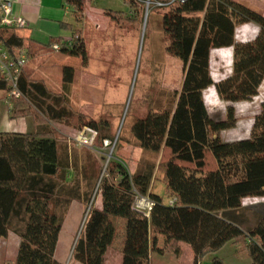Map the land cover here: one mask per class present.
Masks as SVG:
<instances>
[{"label":"trees","instance_id":"16d2710c","mask_svg":"<svg viewBox=\"0 0 264 264\" xmlns=\"http://www.w3.org/2000/svg\"><path fill=\"white\" fill-rule=\"evenodd\" d=\"M125 1L132 16L113 11L106 15L119 27L138 26L140 5ZM66 4L75 7L76 20L82 22L87 0ZM158 11L163 12L167 52L183 63L184 78L181 89L164 91L146 117L122 127L116 146L142 150L134 172L115 152L102 177L100 168L89 174L76 152H61L58 133L50 124H66L75 117L70 99L74 67H63L61 94L23 70L22 97L10 118L38 117V129L0 133V240L14 234L54 259L71 207L76 202L88 205L98 187L101 207L93 202L90 208L73 251L77 264H105L117 231L115 219L127 222L123 264H150L151 240L159 234L169 236L166 247L154 249L159 255L181 254L179 245L184 243L193 251L194 264H205L209 257V264H225L217 254L236 243L243 245L252 264H264V203L244 205L246 199L264 198V102L248 138L226 142L221 137L238 125L235 105L256 98L264 83V15L234 0H188ZM247 23L257 25L259 32L251 41L238 42L237 30ZM63 26L74 31L71 45L51 38L46 45L27 47L18 29L2 25L0 15V43L12 54L25 49L33 56L37 49L60 44L61 53L87 64L83 32ZM224 48L232 49V71L215 81L212 52ZM211 87L227 104L225 115L218 118L205 101L204 92ZM8 91L0 75V92L8 96ZM89 127L101 144L115 143L110 122H91ZM157 173L167 187L168 201L153 192ZM138 196L154 203L149 213L136 209Z\"/></svg>","mask_w":264,"mask_h":264},{"label":"rangeland","instance_id":"374dc122","mask_svg":"<svg viewBox=\"0 0 264 264\" xmlns=\"http://www.w3.org/2000/svg\"><path fill=\"white\" fill-rule=\"evenodd\" d=\"M87 2L82 22L76 20L75 7L64 2V15L60 21L56 26L46 27L53 38L62 40L74 34V31L63 25H72L75 30H81L89 57L88 63L85 64L83 58L67 56L53 48H45L38 50L41 53L37 57L40 58L31 64L32 76L35 81L44 82L52 92L61 94L63 67L71 66L76 70L70 95L75 117L66 124L56 122L50 124L58 133L63 154L69 152L74 155L76 152L80 164L82 162L87 167L89 174L100 168L102 177L107 170L111 153L113 155L115 152L118 158L126 162L130 171L134 172L142 158V150L125 144L116 146L121 129L125 122L129 126L134 119L146 117L154 103L162 99L164 91L181 89L184 78L183 63L167 52L168 39L161 27L162 11L153 10L147 16L145 9L140 6L142 18L139 25L119 27L106 12H122L132 16L125 0ZM43 30L45 33L46 28ZM62 31L65 33L60 36ZM255 32L256 36L259 28ZM255 36L252 40L256 38ZM236 40L251 41L244 37L241 29L237 30ZM49 41L46 37L41 40L45 45ZM27 56L29 60L34 57L32 54ZM232 64V49L213 51L211 73L214 80L218 81L228 76L232 71ZM204 96L206 105L215 118L225 115L227 104L219 98L214 87L205 91ZM263 102L264 86L252 101L236 104L238 125L235 129L223 132L222 139L234 140L248 136ZM14 103L8 106L10 120ZM37 119L38 117H27L18 119L24 120L22 122L9 124L6 111L2 110L0 130H7L8 127L18 130L25 123L34 132L38 129ZM101 120L113 125L116 141L112 146L109 141L101 144L98 133L89 127L91 122L98 123ZM85 138L88 139L86 143ZM97 191L98 187L93 191L91 199H95L96 206L101 207V197L97 195ZM153 192L168 201L167 187L162 182L160 173L156 174ZM261 201L262 199H246L244 205ZM91 202L88 205L76 202L71 207L63 223L54 259L15 236L11 240H0V264H53L55 260L61 264H77L72 258L73 249L81 236ZM115 225L117 231L112 249L108 253L107 264H123L127 222L115 219ZM159 236L153 235L152 238V264H194L193 251L184 243L179 245L181 254L172 251L167 252L164 257L156 254L154 251L156 247L164 248L169 242L168 235ZM217 256L222 258L225 264H252L251 258L244 252L241 244H229ZM211 259L212 257H209L205 264H209Z\"/></svg>","mask_w":264,"mask_h":264},{"label":"crops","instance_id":"0c3cea01","mask_svg":"<svg viewBox=\"0 0 264 264\" xmlns=\"http://www.w3.org/2000/svg\"><path fill=\"white\" fill-rule=\"evenodd\" d=\"M2 1H12L14 8H15V13L17 17H23L27 20L28 22V26L26 29L23 30H19L18 34L19 36H21L22 38L25 39L26 41V45L27 47L31 46V45H38V46H43L45 44H43L41 42L42 39H44L46 37V39H51L53 38V36H51V32L49 31V28L47 30L46 25H54L56 26V24L60 21V18L64 15L63 9H64V4L66 3V0H0V2ZM238 3L244 4L245 6L258 11L259 13L264 15V0H234ZM65 2V3H64ZM86 14V13H85ZM44 27L46 28V32L44 33ZM259 28L257 25L253 24V23H247L244 24L243 26H241L238 29H241V31L244 33V37L247 39L252 40L253 36H255L256 32L255 30ZM65 33V31H62V34L60 36H63V34ZM257 36V35H256ZM255 36V37H256ZM72 37V36H71ZM71 37H66L64 39H69ZM63 39V40H64ZM225 49H231V48H224L221 50H225ZM39 50V49H37ZM216 51V50H213ZM41 52H38L37 55H39ZM213 53V52H212ZM34 56L31 60L28 61V64L26 66V70L29 73H33L32 70L33 68H31V64L38 58ZM264 86V83L262 85V87ZM261 87V89H262ZM207 91V90H206ZM8 106L10 107V105L7 102V96L0 92V112L2 110L6 111V117L7 120L9 121V124L15 123V122H22L24 120H17V121H11L8 118ZM28 132H32L29 129V126H27L25 123L22 124V126L17 130L11 127H8L7 130H0V133H28ZM250 136V134L244 138H240V139H234V140H223L226 142H234V141H239L242 139H246ZM222 137V136H221ZM262 201L260 203H264V198H261ZM16 235L11 234L9 236V238L4 239V240H11L15 237ZM159 236V235H157ZM16 238H19L16 236ZM159 238H161L159 236ZM152 243V240H151ZM183 244V243H181ZM159 248V247H157ZM112 249V247L109 249L108 253L110 252V250ZM156 249V248H155ZM108 253L106 256V260H105V264H107V259H108ZM159 255V254H158ZM162 257H164L165 255H160ZM152 258H153V254L151 252V262L150 264H152Z\"/></svg>","mask_w":264,"mask_h":264},{"label":"built area","instance_id":"2783aa9c","mask_svg":"<svg viewBox=\"0 0 264 264\" xmlns=\"http://www.w3.org/2000/svg\"><path fill=\"white\" fill-rule=\"evenodd\" d=\"M187 1L188 0H135L138 5L145 9L147 16H149L153 10L168 9L174 5L185 4ZM0 15L2 16L3 26L16 28L18 30L26 29L28 26V22L25 18L16 16L12 1L0 2ZM73 42V36L63 40V43L66 45H71ZM53 50L61 52L62 46L60 44H55ZM28 61L29 59L25 49L17 50L12 54L0 43V75L8 83L9 91L7 102L10 106L22 97V93L19 89V82ZM87 140L88 139L85 138V143L88 142ZM175 202L176 200H172L170 204L173 205ZM135 206L137 210L149 213L154 203L146 197L138 196Z\"/></svg>","mask_w":264,"mask_h":264},{"label":"water","instance_id":"95a60500","mask_svg":"<svg viewBox=\"0 0 264 264\" xmlns=\"http://www.w3.org/2000/svg\"><path fill=\"white\" fill-rule=\"evenodd\" d=\"M111 157H112V153H111V155H110V157H109V159H108V163H109ZM94 200H95V199L92 200L91 205H90V208H91V206H92ZM89 211H90V209H89ZM89 211H88V213H87V215H86V218H85V220H84V224H83V226H82L81 232H82V230H83V228H84V225H85V222H86V220H87V217H88ZM76 243H77V242H76ZM74 248H75V247H74ZM73 251H74V249H73Z\"/></svg>","mask_w":264,"mask_h":264}]
</instances>
